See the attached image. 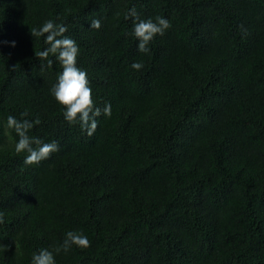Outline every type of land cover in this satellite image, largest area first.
I'll return each mask as SVG.
<instances>
[{
    "label": "trees",
    "instance_id": "1",
    "mask_svg": "<svg viewBox=\"0 0 264 264\" xmlns=\"http://www.w3.org/2000/svg\"><path fill=\"white\" fill-rule=\"evenodd\" d=\"M131 8L170 22L147 53ZM47 20L79 48L92 136L51 93L59 62L35 57ZM9 116L59 151L25 165ZM0 212V264H264V0H0ZM69 231L91 246L56 253Z\"/></svg>",
    "mask_w": 264,
    "mask_h": 264
},
{
    "label": "clouds",
    "instance_id": "2",
    "mask_svg": "<svg viewBox=\"0 0 264 264\" xmlns=\"http://www.w3.org/2000/svg\"><path fill=\"white\" fill-rule=\"evenodd\" d=\"M125 18H134L132 35L138 40L137 48L141 53L149 52L148 45L154 37L157 35L163 36L166 30L171 27L170 22L163 17H157L155 22L152 19H139L135 8L129 9ZM90 25L91 28L98 30L101 27V22L99 19H93ZM67 31L65 25L56 24L52 20L45 21L39 29H30L32 37H45V43L48 45L45 50L35 52V57L46 62L41 64V68L52 67L53 60L49 59L50 56L55 57V60L59 62L62 72L58 75V81L53 85L51 93L55 100L65 107L63 113L65 120L69 124L79 123L87 135L92 136L98 127L96 118L101 115V109L94 106L87 73L76 66L79 48L73 39L64 35ZM12 46H15V42H12ZM15 67L13 66V71ZM131 67L139 71L143 68V64L142 62H133ZM23 115L27 116V112ZM103 115H111L110 104H105ZM39 123V118L35 121L27 119L18 121L16 118L9 116L7 119V127L14 129L19 137L18 142L15 144L16 153H28L24 159L25 165L39 164L42 160L49 158L52 153L59 151L57 142L42 143L40 139L28 135L34 124L38 125ZM33 145L37 147H33ZM3 223L4 214L0 212V224ZM72 245L88 248L91 246V242L82 233L69 231L63 244L55 251L56 253L61 250L67 252ZM32 264H55L53 252L41 249L33 255Z\"/></svg>",
    "mask_w": 264,
    "mask_h": 264
}]
</instances>
